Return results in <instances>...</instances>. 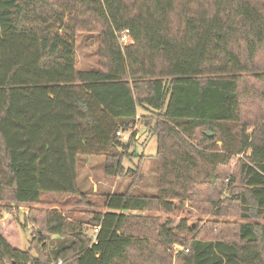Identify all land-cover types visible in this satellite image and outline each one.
I'll use <instances>...</instances> for the list:
<instances>
[{
    "label": "trees",
    "instance_id": "1",
    "mask_svg": "<svg viewBox=\"0 0 264 264\" xmlns=\"http://www.w3.org/2000/svg\"><path fill=\"white\" fill-rule=\"evenodd\" d=\"M82 30L98 35L97 69L76 68ZM139 108L156 116L142 119L156 138L157 194H107L106 211L84 221L32 212L28 250L0 228V264H171L174 243L182 264H264V223L216 221L207 237L136 214L188 201L264 220V0H0V199L83 198L80 155L103 156L107 176H134L122 133ZM217 141L220 152L203 150Z\"/></svg>",
    "mask_w": 264,
    "mask_h": 264
},
{
    "label": "rangeland",
    "instance_id": "2",
    "mask_svg": "<svg viewBox=\"0 0 264 264\" xmlns=\"http://www.w3.org/2000/svg\"><path fill=\"white\" fill-rule=\"evenodd\" d=\"M129 43H131L129 41ZM128 43V44H129ZM121 46L127 44L120 43ZM99 40L96 33L82 30L76 36V68L82 70L97 69L100 65L98 53ZM156 117L153 111L138 109V114L131 124V128L122 133L125 140L128 141V147L125 150L127 157L123 159L122 164L127 170L131 168L135 171L134 176H107L104 173L105 160L100 155H80L77 158V183L79 189L84 193V197L70 196L62 194H43L41 202L36 204H17L8 199H0V228H5L9 232L2 230L10 243L21 250H28L29 242L34 236L33 231L38 225H24V218L32 212H43L52 208L58 209L70 219H89V213L104 212V198L107 194L124 192L129 189L132 194L154 196L158 192V167L159 164L154 157L156 153V138L144 124L142 117ZM250 130V128L248 129ZM191 143L198 144L197 140ZM221 143L216 142V147L203 149L205 152H220ZM235 160H233V163ZM232 163V164H233ZM233 167V166H232ZM230 165L229 173L233 172ZM136 176V177H135ZM225 195V193H224ZM223 195V196H224ZM224 198V197H222ZM10 208L12 211L10 212ZM10 212V213H9ZM136 214L156 218L159 223L170 220L168 228H174L183 220L187 227H205V231L210 237L216 231L211 230L212 222L227 223H245L259 222L264 223L263 219L254 220L241 218L237 214L230 212V215L218 216L212 212L202 213L195 204L186 201L184 204H177V208L172 212L166 211H144ZM17 216V218L13 217ZM83 227H85L83 225ZM93 227L87 225L86 232L91 234ZM177 238L188 237L192 235L188 231H174ZM183 247L179 243L172 245L171 264H182L176 252Z\"/></svg>",
    "mask_w": 264,
    "mask_h": 264
},
{
    "label": "built area",
    "instance_id": "3",
    "mask_svg": "<svg viewBox=\"0 0 264 264\" xmlns=\"http://www.w3.org/2000/svg\"><path fill=\"white\" fill-rule=\"evenodd\" d=\"M128 33H129L128 32V29H125V30H123L121 32V34L119 36L120 43H122V44H128L129 41L131 42V38H130V36H129ZM117 135H120V132H117ZM123 138H125L124 135H123ZM97 231H98V227H94L93 228V232L91 234L92 235V239H93L94 242H96V237L95 236H96Z\"/></svg>",
    "mask_w": 264,
    "mask_h": 264
},
{
    "label": "water",
    "instance_id": "4",
    "mask_svg": "<svg viewBox=\"0 0 264 264\" xmlns=\"http://www.w3.org/2000/svg\"><path fill=\"white\" fill-rule=\"evenodd\" d=\"M207 136H212L213 135V132H210V131H206L205 132Z\"/></svg>",
    "mask_w": 264,
    "mask_h": 264
}]
</instances>
